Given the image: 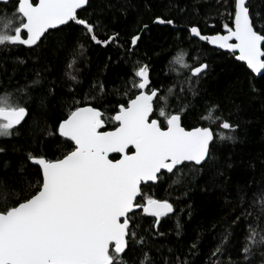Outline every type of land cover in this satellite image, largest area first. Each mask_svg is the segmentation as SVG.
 I'll return each instance as SVG.
<instances>
[{
	"label": "snow or ice",
	"instance_id": "1",
	"mask_svg": "<svg viewBox=\"0 0 264 264\" xmlns=\"http://www.w3.org/2000/svg\"><path fill=\"white\" fill-rule=\"evenodd\" d=\"M217 3L223 9L221 15L231 20L223 24L224 34L205 35L191 26L190 35L226 49L264 80V14L252 11L251 0ZM90 6V0H0V50L25 46L35 52L54 32L73 25L97 45H119V33L98 38L97 32L103 30L99 19L78 12H87ZM141 23L130 36L129 53L149 30L148 23ZM152 23L174 25V20L157 15ZM85 50L79 41L67 46L69 71L65 75L76 83L73 71L79 69L74 66ZM137 64L115 90L125 100L104 104L109 93L103 83L93 85L94 94L70 97L63 105L66 114L37 134L38 143L54 138L61 151L51 156L42 150L28 151L27 162L20 167L26 175L12 181L0 178V264H130L135 245L143 250L148 236L163 235L145 233L140 216L154 217L155 227L175 211L173 203L146 193L145 187L171 174L170 179L176 177L169 185L172 188L181 183L186 169L208 162L217 139L235 141L238 125L223 116L219 104L210 105L199 117L208 124L189 127L185 123L192 107L186 97L198 94V85L208 74L207 63L191 61L183 51L174 55L170 64L183 69V96L172 88L162 92L150 87L149 66ZM40 84L38 72L37 79L23 88L0 92V138L17 136L27 125L30 89ZM259 90L252 85L253 92ZM52 93L48 87L40 103ZM4 151L0 146V153ZM256 203L264 216V193L257 194ZM242 215L252 212L244 209ZM239 220L236 216L232 223ZM248 229L241 248L245 261L254 250L264 248V225L250 223ZM231 235L226 230L222 243ZM217 254H223L222 245L213 253ZM140 264H154L148 251H143Z\"/></svg>",
	"mask_w": 264,
	"mask_h": 264
},
{
	"label": "trees",
	"instance_id": "2",
	"mask_svg": "<svg viewBox=\"0 0 264 264\" xmlns=\"http://www.w3.org/2000/svg\"><path fill=\"white\" fill-rule=\"evenodd\" d=\"M87 12L99 19L103 30L98 38L105 39L114 32L119 33V45L106 47L91 42L81 34L79 26L64 27L54 32L45 46L33 52L25 46L11 51L0 50V92L23 88L37 79L41 84L30 89L29 103L31 118L20 134L1 138L0 178L7 181L20 179L26 173L20 172L26 163L28 151L42 150L49 156L61 151L54 138L37 142L39 129L55 126L56 121L66 114L64 102L70 97L82 99L94 94L93 85L103 83L108 91L102 101L114 105L126 97L116 92L140 64L149 66L150 87L166 92L172 88L181 96L183 76L178 65L170 61L183 51L191 61L199 60L209 65L208 74L198 85V94L190 93L186 99L192 107L187 115L186 125L191 127L208 124L199 117L212 104H219L223 116L238 125L235 141L216 140L207 163L186 169L181 183L173 184L166 174L161 182L145 192L159 199H168L174 205V213L162 217L159 225L153 227L154 217L140 216L145 233L159 232L163 235L148 236L143 250L130 257V264H140L143 251H148L154 264H264V248L254 250L248 261L244 260L241 248L245 244L248 225H264L260 214L257 194L264 193V80H259L239 63L226 49L210 47L192 38L189 29L197 26L202 34H224L223 24H231L227 14L221 15L217 0H90ZM253 12L264 14V0H251ZM166 16L174 25H156L152 19ZM149 24V30L142 34V41L129 53L131 34L142 23ZM85 45V53L78 58L73 71L79 82L71 81L65 72L68 62L67 46L77 42ZM255 84L259 91L253 92ZM53 89L44 104L40 97ZM72 89L71 91L69 89ZM176 103L175 97L172 100ZM215 129V124L212 125ZM7 163V167H5ZM231 165L229 167L228 165ZM244 209L252 212L244 216ZM240 220L233 224L234 217ZM259 217V219H257ZM179 223V228L177 224ZM226 230L232 235L222 243ZM195 244L196 247H192ZM222 245L223 254L213 255ZM177 257L179 260H177Z\"/></svg>",
	"mask_w": 264,
	"mask_h": 264
},
{
	"label": "water",
	"instance_id": "3",
	"mask_svg": "<svg viewBox=\"0 0 264 264\" xmlns=\"http://www.w3.org/2000/svg\"><path fill=\"white\" fill-rule=\"evenodd\" d=\"M81 10H78V12H80ZM160 26H164V25H160ZM215 35V34H214ZM192 38H194V39H197V40H199L198 38H195V37H192ZM200 41V40H199ZM200 42H202V43H207V42H204V41H200ZM207 45H209L210 47H214V48H217L216 46H214V45H211V44H208L207 43ZM217 49H219V48H217ZM239 63H243V62H241V61H238ZM244 64V63H243ZM247 68V67H246ZM250 71V70H249ZM254 75V74H253ZM203 165V164H202ZM197 166H201V165H197ZM173 213H171V214H169V215H172Z\"/></svg>",
	"mask_w": 264,
	"mask_h": 264
},
{
	"label": "rangeland",
	"instance_id": "4",
	"mask_svg": "<svg viewBox=\"0 0 264 264\" xmlns=\"http://www.w3.org/2000/svg\"><path fill=\"white\" fill-rule=\"evenodd\" d=\"M1 139V138H0Z\"/></svg>",
	"mask_w": 264,
	"mask_h": 264
}]
</instances>
